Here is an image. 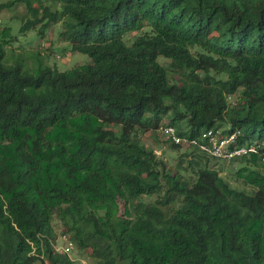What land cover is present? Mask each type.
Segmentation results:
<instances>
[{"label":"trees","instance_id":"trees-1","mask_svg":"<svg viewBox=\"0 0 264 264\" xmlns=\"http://www.w3.org/2000/svg\"><path fill=\"white\" fill-rule=\"evenodd\" d=\"M2 7L23 9L21 33L59 24L90 64L7 66L0 23V264H78L56 251L57 229L92 264H264V0ZM166 128L252 148L231 162L253 193L207 165L168 170L140 141L178 150Z\"/></svg>","mask_w":264,"mask_h":264},{"label":"rangeland","instance_id":"rangeland-1","mask_svg":"<svg viewBox=\"0 0 264 264\" xmlns=\"http://www.w3.org/2000/svg\"><path fill=\"white\" fill-rule=\"evenodd\" d=\"M8 0H0V23L2 27L10 29L11 37L14 39L11 47L5 50V65L13 67L20 64L25 71L32 72L39 66L52 67L57 69L60 73L66 72L75 68L76 66H84L90 64L88 57L72 53L66 43L62 42L58 37L60 26L55 25L47 29L44 35L37 36L40 26L32 31L20 32L23 22L20 17L24 15V11L20 7L4 8ZM129 45V43H128ZM38 53V54H37ZM8 58V59H7ZM28 60H31L28 62ZM33 61V62H32ZM34 63V65H33ZM162 64V62H161ZM167 64V63H165ZM33 65V66H32ZM30 68H29V67ZM32 66V67H31ZM237 98L230 102H235ZM159 135V132L158 134ZM160 140L159 136H157ZM141 143L148 148L155 150L156 156L161 159L168 170L174 169L176 165L181 164L183 167L184 176L194 178L192 170L203 169L205 165L219 172L220 177L232 188L247 194L253 193L254 188L244 185L241 180L236 179V172L244 164L240 162H228L216 159L202 160L198 163L196 154L191 148L180 146L178 150H171L169 147L165 148L159 145L154 134H145L140 137ZM198 163L188 167V163ZM207 162V163H206ZM252 168L250 165L246 166ZM191 168V169H190ZM58 230V239L54 246L57 252L65 253L68 241L62 236L61 229ZM69 259L76 261L78 264H92L88 254H81L77 250H70L67 253ZM34 264H41L37 260Z\"/></svg>","mask_w":264,"mask_h":264},{"label":"built area","instance_id":"built-area-1","mask_svg":"<svg viewBox=\"0 0 264 264\" xmlns=\"http://www.w3.org/2000/svg\"><path fill=\"white\" fill-rule=\"evenodd\" d=\"M162 133L164 138L173 145L179 147L186 145L188 148L198 149L202 154L216 160L231 162L253 152L252 148H243L235 145L234 136L219 139L211 131L203 132L195 139L178 137L173 128H166ZM72 249L73 247L68 243L65 253L67 254Z\"/></svg>","mask_w":264,"mask_h":264}]
</instances>
